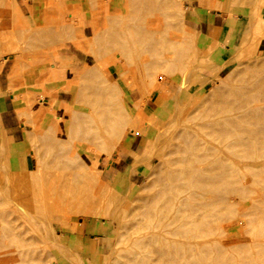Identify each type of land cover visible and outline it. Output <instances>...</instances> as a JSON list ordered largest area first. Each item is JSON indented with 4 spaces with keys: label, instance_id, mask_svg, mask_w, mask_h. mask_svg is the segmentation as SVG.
I'll return each instance as SVG.
<instances>
[{
    "label": "rangeland",
    "instance_id": "obj_1",
    "mask_svg": "<svg viewBox=\"0 0 264 264\" xmlns=\"http://www.w3.org/2000/svg\"><path fill=\"white\" fill-rule=\"evenodd\" d=\"M76 1L47 0V7L51 8L45 11L44 20L39 26L32 21H24L19 15V8L23 4L31 8L35 0H0V63L8 56H15L26 66L41 63L47 68L54 65L55 74L59 69L63 71L60 72L62 75L59 72L56 74L58 78L46 71L36 83L40 93L31 97L34 112L28 114L32 110L29 108L18 112L27 124L26 141L32 158L30 168L25 171L11 168L8 143L0 140V217H5L12 226H18L20 222L16 219L14 208L12 210L17 202L14 195L21 192L31 199L36 211H41L44 203L48 201L53 204L63 199L75 186L82 185L79 184L82 183V176H89L91 181L94 180L93 184L90 181L94 193H103L109 188L114 192L110 193L112 196L109 194L105 202L107 206L104 204V208L101 207L94 216L87 214L89 210L76 214L61 206L62 212L54 215L49 223L39 212L42 219H38L40 225H36L35 232L25 233L26 239L36 240L31 247L29 260H34L33 264H54L61 256L68 258L65 247L67 234L76 231L82 223H102L103 230L92 236L96 238L92 249L94 264H125L123 248L128 230L142 223L141 219H145L143 203L153 197L158 181L166 178V171L177 167L172 150L182 149L184 142L180 137L184 132L188 134L205 128L196 123L194 117L206 115L212 108L218 117L229 120L239 117L236 124L227 127L230 133L251 131L249 138L257 145L264 146V115L248 114L244 109L254 99L264 101V42L261 41H264V18H257V13L261 11L254 14L264 7L259 0L245 3L250 6L249 18H244L242 25L236 26L220 52L212 53V48L202 44L197 31L189 27L184 19L186 6L194 0H105L108 3L99 0V6L97 0H88L91 22L86 25L87 36L83 32V16L79 8L73 5ZM198 2L208 9H220L219 0ZM104 5L106 14L99 12L104 11ZM147 46L155 47L161 57L172 61L153 68V56L137 53ZM113 58L114 62L110 64ZM124 61L126 70L122 67ZM74 69L78 71L77 77L73 75ZM59 75L64 77L60 78ZM47 80H64L61 89L71 91L68 104L54 105L53 91H48L44 86ZM126 80L127 83H124ZM114 83L119 86L117 89ZM155 83L158 84L157 90ZM109 84L118 91L107 93ZM119 91L122 94L118 95ZM116 97L122 101L117 100L119 104L117 102L118 106L114 108L112 102L116 103ZM37 98H50L45 103H48L54 115L58 111L70 110L71 117L64 116L57 121L49 110L40 119L36 110L41 108L42 102ZM139 101L141 109H136L135 116L134 108ZM27 103L29 105L30 101ZM75 119L79 121L78 124H75ZM260 155L263 160H246L245 164L242 163V174L251 182L257 178L254 175L256 170L264 168V152ZM237 175L238 171L232 177L236 178ZM18 177L26 178L28 182L15 187ZM252 184V188L232 190V201L226 214L216 219L213 239H210L218 246L241 249L248 247L253 240L252 227L256 216L246 196L252 189L258 194H262L263 190L261 185ZM219 185H224L222 180ZM85 193H82L84 197L87 196ZM79 196L83 197L81 194ZM241 218L246 221L242 222ZM43 223L47 225L45 231L41 229ZM0 225L1 228V221ZM16 232H21V228ZM250 235L252 239L248 237ZM6 240L10 244L11 240L4 239L2 234L0 242ZM3 251L0 247V253ZM86 257L83 255L84 259ZM227 258H232V255ZM87 263L84 260V264ZM202 264L219 263L204 261Z\"/></svg>",
    "mask_w": 264,
    "mask_h": 264
},
{
    "label": "bare ground",
    "instance_id": "obj_2",
    "mask_svg": "<svg viewBox=\"0 0 264 264\" xmlns=\"http://www.w3.org/2000/svg\"><path fill=\"white\" fill-rule=\"evenodd\" d=\"M98 1L99 0H97V2ZM104 1L102 0L103 3H104ZM105 2L108 3V1H105ZM97 4L96 5L99 6V4H101V2L100 3L98 2ZM94 7H96V6H94ZM102 7H103V9L104 8L106 9V7H108V5L106 7H105V5ZM100 8L101 7H99V9ZM105 9H104V11H101V10L100 11L97 10V11L105 13ZM56 11L59 12L58 10H56ZM107 12H108V9H107ZM257 14H258L257 18H264V14H262V12H259ZM73 20H75V19H73ZM100 20H101V18H100ZM122 20H123V18H122ZM107 25H109V24H107ZM138 30H132V31L134 33H136V32H138ZM27 32H29V31H27ZM55 32H57V31H55ZM95 32H97V31H95ZM76 34H78V33H76ZM24 35H26V34H24ZM24 35H23V37H24ZM24 38H26V37H24ZM261 41L264 42L263 40H261ZM95 44H97V43H95ZM92 46H93V44H92ZM98 49H100V48H98ZM116 52H118V51L116 50ZM139 52H142L145 54H150L151 56H153L154 60L151 64V66L153 68H156L160 64H165V63L172 61L169 58L161 57L159 50L153 46L152 47H150V46L144 47L141 50L137 51V53H139ZM113 53L115 54V51ZM125 56L126 55H124V57ZM120 57H123V56L120 55ZM144 60H146V59H144ZM2 62H4V59ZM113 62H114V58L110 64H112ZM123 63H122L123 64L122 67L123 68L127 67V66H124V65H126L125 64L126 62L124 61ZM140 65L142 66L141 63H140ZM130 68H131V66H130ZM130 68L128 67V69H130ZM139 68H140V66H139ZM0 69H1V66H0ZM55 71H56V67H54V65L49 67L47 70L48 74L50 73L51 76L54 75L53 77H57L56 74L58 72L63 73L62 69L57 70L58 72L56 74H55ZM62 73H60V74L62 75ZM123 73H125V72H123ZM77 74H78V71L74 69L73 75L76 76ZM61 75H59V76H61ZM135 75H136V73H135ZM81 76H82V74H81ZM123 76H124V74H123ZM123 76H121V78ZM142 76L144 77L143 72H142ZM62 77H64V76H61L60 78H62ZM49 78L51 79L52 77H49ZM80 78H77V79L79 80ZM96 79H97V77H96ZM134 79L135 78H133V80ZM122 80H124V79L122 78ZM127 80H128V78H127ZM127 80H126V82L124 81V83H127ZM157 83H155V85H154L155 90L158 89ZM112 84L107 85V87H106L107 93H111V92L114 93V91L115 92L118 91V90H115V88L117 89L119 86L117 85L118 86L117 87L116 83H114L115 85H113V86H116V87L112 88ZM134 84H136V83H134ZM68 87L66 88V90H68ZM119 90H121V89L119 88ZM247 93H248V91H247ZM120 94H122V91L118 92V95H120ZM29 96L30 95H28V97ZM107 96H109V95H107ZM120 97H118V98L121 99ZM118 98L116 99V103L112 102L114 108H116L118 106L119 102L122 101V100L119 101ZM250 98H252V97H250ZM88 99L90 101V98H88ZM101 100H103V99L101 98ZM111 100H112V98H111ZM29 101H30V103H29V105L27 103V105H28L27 108L32 109V110L30 112H28V114L29 113L32 114L31 112H34L35 105L32 104L33 102L31 103V98L27 100V102H29ZM48 102L50 103V101H48ZM117 102H118V104H117ZM263 102L264 101H258V99L257 100L254 99V101H252L250 104H247V106L244 109H245V111H247L248 114L256 115L259 113V114L264 115ZM47 104L48 103H45V102L40 103L41 108L36 110V114L40 119L44 115H46V111L51 110V107L49 108V106ZM138 104H139V106H138ZM138 108L141 109L140 101H139V103H137V105L134 108L135 116L137 113L136 109H138ZM219 110L220 109H218V111ZM238 111H240V110H238ZM52 112L51 113L54 116V118L57 121H60L61 119L64 118V116L71 117L72 111L71 112H70V110L69 111H58L59 113L58 112H57V114L55 113L56 115H54V111H52ZM215 112H216V110L214 111V109L212 108L211 110L208 111V113L206 115L204 114L201 116H196L197 118L192 116V117H194L193 120L196 123L198 122L199 125H202L205 128L202 127L200 130L196 129L193 132L188 133V134L184 132L180 137L184 142L182 149L181 150L175 149V151L172 150L174 155H175V164L177 165V167L175 169H168L166 171L167 176H166V178L158 181L157 190L154 193L153 197L149 201H146L143 203V209H144L143 215H144L145 219H141L142 223H138L137 225H133L128 230V234L126 235L127 238L125 237V239H127V240L124 239L126 241V244H125V247L123 248L124 249L123 250V255H124L123 259L126 261L125 264H202V262H204V261H207V263H208V261H211L212 263L217 262L219 264H224V262L228 263V264H230V263L231 264H264V168L256 170L254 175H255V177L257 176V178L256 179L254 178L252 180V182L248 180L246 175L242 174V163L244 161H246V160H250V161L263 160L259 157V155L263 154L264 146L257 145L253 140L250 139L251 137L249 138L250 135L252 136L251 131H237L234 133H230V131L228 130L227 127L230 125L236 124L240 119L239 117H234L233 119L229 120V119H225L226 117L225 118L224 117H218V115L214 114ZM128 118L132 119L130 117V115H128ZM128 118H127V121H128ZM36 122H37V120H36ZM74 122H75V124H78L79 121L75 119ZM241 123H242V121L240 122V124ZM126 124H128V123H126ZM127 128H128V125H127ZM262 128H264V127H262ZM205 129L207 130V132H206L207 134L204 133ZM101 131H100V133H101ZM253 134H254V132H253ZM43 136H45V135H43ZM47 138H48V136H47ZM49 139H50V137H49ZM255 139H257V138H255ZM47 141H48V139H47ZM263 142H264V140H263ZM55 149H56V147H55ZM63 150L65 151V149H63ZM51 154H53V153H51ZM243 164H245V162ZM64 165H65V163H64ZM58 168H60V167H58ZM80 170L82 171V169H80ZM237 171H238L237 177L233 178L232 175ZM92 177H93V174H92ZM15 178H17V177H15ZM95 178H97V177L95 176ZM18 179H19V177H18ZM17 180H15V181H17ZM67 180H68V177H67ZM221 180L224 184L222 187H220V185H219ZM90 181H91V178L89 176H86V175L82 176V183H79V184H82L80 187L75 186V188H73L71 190V192L67 195L68 197L66 196L63 199H60L53 204L51 202L47 201L46 203H44L42 205L41 211H36L31 205V203H32L31 199L29 197H26L25 195H23L21 192L19 194L14 195V197L16 196L15 198H16L17 202L15 203L16 205L12 206V210L14 208V213L16 214L15 215L16 219L18 222H20V224L18 226L14 227L11 225L10 222H8L6 220L5 217H3V216L0 217V221L2 223V227L0 228V237L3 234L4 239L9 238L11 240L10 244L7 243V240H6V242H3V243L0 242V247L2 250H4L3 252L0 253V264H33L35 262L32 259L29 260V258L31 256V247L33 246V244H35L36 240L34 238L26 239L25 233H28L30 231L35 232L36 225H40L38 223V219L39 220H42V219L38 215L39 212L48 221V223L50 222V220L53 219L54 215H58L59 212L60 213L62 212L61 206H66L68 209L72 210L76 214L77 213L81 214L82 212L89 210L87 212V214L89 216L97 215L98 210L101 207H103V205L105 204L106 200L109 197V194L114 193V192H112V189L109 188L106 191L104 190L105 192H103V193H102V191L94 193V188L92 189V187H93L92 184H93L94 180H92L93 182L91 181L92 182L91 185H90ZM98 181H100V179H98ZM12 182H13V180L11 179V184L14 185L15 182H13V183ZM17 182L18 183H16V185H14L15 187L18 185L26 184L28 182V180L26 178L20 177V179ZM71 182H72V180L70 181V183ZM253 182L255 184L261 185L262 190H263L262 194H258L256 192H254L253 189L252 190L250 189L251 191L246 196V199L250 203V208H252V210L254 211L255 216H256L254 226L252 227L253 228V240L250 241V244L248 247H243L241 249L239 248V246L237 247L239 249H231V248H227L226 246L222 248V247L218 246L219 244L217 245L214 241L211 240V239H213L211 237L213 235V226L216 223V219L218 217H220L221 214H223V215L226 214V210H228V208H229L228 205L232 201V199H230L232 190H234L236 188H240V187H248L249 188L251 186L250 188H252ZM246 185H249V186H246ZM108 186H107V188H108ZM104 187H105V185H104ZM91 189H92L93 193H91ZM246 190L247 189H245V191ZM79 191H84L82 193L86 192L87 196L85 195L86 197H84L83 196L84 194H82V193L78 194ZM13 193L15 194V192H13ZM88 193H90V194L88 195ZM80 194L83 197H80L79 196ZM110 196H112V194H110ZM15 198H13V199H15ZM2 215H4V214H2ZM141 218H143V217H141ZM244 219L241 218V221L245 222L246 220H244ZM45 223H43L44 225H41V229H43V231H45L47 229V225ZM48 226H51V225L48 224ZM250 226H251V224H250ZM19 228H21V232H16V230H19ZM39 232H37V233H39ZM52 234H53V232H52ZM251 234H252V232H251ZM32 235H33V233H32ZM32 237H34V236H32ZM248 237H251V235ZM251 239H252V237H251ZM240 245H242V244H240ZM12 248H15V249H12ZM229 255H232V258H227V256H229Z\"/></svg>",
    "mask_w": 264,
    "mask_h": 264
},
{
    "label": "crops",
    "instance_id": "obj_3",
    "mask_svg": "<svg viewBox=\"0 0 264 264\" xmlns=\"http://www.w3.org/2000/svg\"><path fill=\"white\" fill-rule=\"evenodd\" d=\"M46 1L35 0L31 8L23 4L19 8L21 19L32 21L35 25H42L45 11L51 8L47 7ZM219 1L220 9H208L201 6L198 0H194L193 3L186 6L184 11V19L188 26L197 31L202 44L207 48L211 47L212 53L220 52L236 26H241L249 18L250 6L244 4L255 0ZM259 2L264 7V0H259ZM73 5L75 8H79L83 16V32L87 36L88 26L86 25H90L91 22L89 18L90 4L88 0H77ZM258 11L264 14V9L256 10L254 14ZM0 65V140H6L8 143L11 168L25 171L30 168L32 158L28 153L29 148L26 141L27 124L18 112L27 108L26 100L28 98L40 93V90L36 88V83L42 79V75L48 68L41 63L26 66L15 56L4 58V62ZM63 82L64 80H50L44 83L48 91H53L51 94L55 106H61L64 102V104H68L71 100V91L61 89ZM28 95L30 96L28 97ZM37 99L44 103L50 98ZM102 230V223L80 224L76 231L67 234L65 247L69 253L68 258L61 256L54 264H84V260L88 262L87 264H94L92 249L96 238L92 236H94L93 233ZM83 255L88 257L84 259Z\"/></svg>",
    "mask_w": 264,
    "mask_h": 264
}]
</instances>
